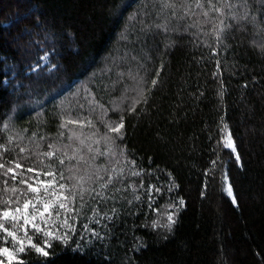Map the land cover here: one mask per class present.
<instances>
[{
	"label": "trees",
	"instance_id": "trees-1",
	"mask_svg": "<svg viewBox=\"0 0 264 264\" xmlns=\"http://www.w3.org/2000/svg\"><path fill=\"white\" fill-rule=\"evenodd\" d=\"M0 165V264H264V0H0Z\"/></svg>",
	"mask_w": 264,
	"mask_h": 264
},
{
	"label": "snow or ice",
	"instance_id": "snow-or-ice-1",
	"mask_svg": "<svg viewBox=\"0 0 264 264\" xmlns=\"http://www.w3.org/2000/svg\"><path fill=\"white\" fill-rule=\"evenodd\" d=\"M21 23H23V21H21ZM152 84L153 85L156 84V80L155 79L152 80ZM140 92H141V95H142L143 94V89H141ZM123 127H124V125H123L122 118H121V122L118 125H116L115 127H113L111 130L114 131V132H119L120 129H122ZM224 144H225V147L230 148L232 150V152H236V147H235V144H234V142H233V140L231 138V134L230 133H229L227 139H225ZM22 151H23V149H22ZM45 155L51 156V155H53V153H46ZM236 160L237 161L240 160V156L238 154L236 155ZM60 163L63 164V160H61ZM212 163L215 164V161H213ZM0 167H3V165H0ZM16 167L19 168V167H21V165L20 164H17ZM8 171H13V170L12 169H8ZM28 171L29 172H33V171H36V170H34L32 168H29ZM43 175L44 176H52V175H54V173L51 172V171H49V172L43 173ZM32 179H34L40 185H51V184L54 183V181L41 180L40 179V173L39 172H37L36 176L33 177ZM223 179L225 181H227V179H228L227 174H224ZM22 182H26V181H22ZM28 187L33 192H39V188L36 187V186H34L33 184H29ZM59 187L60 188H64L65 185L61 184V185H59ZM44 191H45V193L47 195H55L54 192H51L50 193L48 191V188L47 187H45ZM226 191H227L228 195L232 197L233 203H236V199L233 196L231 184H228L227 185ZM65 199H67V198H65ZM37 202H41L39 200V198H38V201ZM42 202H43V210L42 211L37 208L36 203H32L31 206H32L33 212L31 214V216H29L27 214V210L29 208V203L26 202L24 204V212H25V215L23 216V219H24V222H25L26 225L29 224L30 222L36 220V214L37 213L39 214L40 217H44V214L47 213V212H49V208L50 207H53V205L50 204L47 200H43ZM180 202H181V204L184 203L183 200H181ZM58 206H59L60 209H65V207H66L64 202H60ZM14 211L18 213V212L21 211V209L19 207H17ZM57 215H59V212H57ZM2 216L4 218H7L9 216H12V218L15 219V216L13 215V210L3 211ZM168 219H169V221L171 223H174L175 222V221L172 220V216L171 215H169ZM63 224H64V226H66L69 229V231H72L73 230L72 229V225L68 224L67 218H65ZM31 226H32V228L36 232H42L43 233V239H42V241L37 242V241H34L31 236H28L27 237V246L30 247V248H32L33 250H35L36 253H38V254H40V255H42L44 257H47L50 254L47 251V249L52 246L51 245V241L52 240H55V239L66 240L67 239V235H68L67 232L58 235L57 232H55L53 230L41 228V226L39 224H37V223H32ZM87 227H88L87 225H84V228L86 230H87ZM0 230H3L4 232H7L9 236H12L13 239H16V234L14 232H10L7 228H4V225L3 224H0ZM25 234L27 236V230H25ZM91 234L93 236H98V233H96L95 230H93ZM19 243L21 245L20 251L23 252L25 250V247H24L25 241L24 240H20ZM2 254H7L10 260L15 259V257L12 255V253L6 247L5 248H0V255H2Z\"/></svg>",
	"mask_w": 264,
	"mask_h": 264
},
{
	"label": "rangeland",
	"instance_id": "rangeland-1",
	"mask_svg": "<svg viewBox=\"0 0 264 264\" xmlns=\"http://www.w3.org/2000/svg\"><path fill=\"white\" fill-rule=\"evenodd\" d=\"M227 139V137L225 138ZM41 197V196H40ZM39 197V200L41 201L40 203H36V206L38 209H40L41 211L43 210V200H45L44 198H40ZM50 204L52 203V201L50 200H47ZM32 204H29V208L27 210V214L29 216H31L32 212H33V209H32ZM13 215L15 216V219L12 218V216H9L7 218H9V224L11 225L10 228L8 229L10 232H14L16 234V239H13L12 236H9L7 232H4L2 233V235L0 236L1 237V243L3 245H10V248L9 247H6L9 249V251L12 253V255L15 257L16 259V254L18 252H20V243L19 241L20 240H24L25 241V246H27V238L25 237V230H27L28 228H32V223H37L41 226H44L47 224V221H48V217L46 215V213L44 214V217H40L39 214L37 213L36 214V220L35 221H32L30 222L29 224H25L24 222V219H23V216L25 215V212H24V208L20 211V212H14ZM14 230V231H13ZM18 233H22L21 235H18ZM5 248V246L3 247ZM15 259H12V260H15ZM1 260H6V261H12L9 259L8 255L7 254H2L0 255V261Z\"/></svg>",
	"mask_w": 264,
	"mask_h": 264
}]
</instances>
